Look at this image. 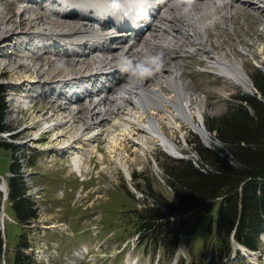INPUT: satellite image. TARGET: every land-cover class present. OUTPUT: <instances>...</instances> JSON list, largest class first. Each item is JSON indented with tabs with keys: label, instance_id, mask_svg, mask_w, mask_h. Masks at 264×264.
I'll use <instances>...</instances> for the list:
<instances>
[{
	"label": "rangeland",
	"instance_id": "374dc122",
	"mask_svg": "<svg viewBox=\"0 0 264 264\" xmlns=\"http://www.w3.org/2000/svg\"><path fill=\"white\" fill-rule=\"evenodd\" d=\"M20 3V0H0V8L4 7L6 11L0 12L3 15L0 16V33H3L1 31H4L9 22L6 19H16V31H22L25 36L29 35L28 32L32 29L43 26V21L44 26L48 25L49 19L39 20L35 24L29 23L28 18L21 19L23 12L21 7L27 2L18 5ZM238 5L237 15L235 14L233 18H219L215 26L207 27L210 33L208 39L214 43V50L220 53L219 55L222 54L220 51L223 50L222 47H225L228 59L242 65L255 86L253 75L259 70L264 71V10L254 9L248 3ZM31 13L27 16H31ZM21 39L17 37L16 43ZM186 40L184 37L180 39L184 43H187ZM11 41L5 40L0 46L2 55L0 83L6 86L10 103L7 123L15 137L17 145L15 150L23 149L27 153L39 151L41 157L32 155L26 161L24 155H19L20 151L13 153L12 148L0 146V175L6 179L8 175H13L12 162L21 157V166H16L22 168L28 189L27 195L33 198L38 215L37 218L20 225L7 202L6 212L9 216H5L7 243L5 258L9 261L14 260L16 250L20 247V239L25 235V240L29 244L22 247L27 254H32L34 264H264V239L261 240L257 252L253 254L248 252L247 255L234 258L232 254L224 261L221 258L216 260L211 258L213 248L211 242L208 238L204 242L199 234L191 236L188 241L183 240L176 254L167 253L164 249L154 250L153 246L145 244L137 245L139 222L136 218V209H142L147 201L151 202V195L161 194L169 200H176L163 163L168 162L171 157L178 156L164 149L159 144L160 141L152 137L147 140L151 147L145 150L133 144L134 142H127L128 164L131 170L128 176L117 162L116 155H112L107 149V139L101 138L97 141V150L93 151L94 171L87 174L85 180L79 179L68 154L51 149L50 145L56 142V135L50 131L45 132L46 123L40 119L44 114L51 115L50 118L54 121L61 117L55 112L56 109H52L56 102L58 103V99L45 98L44 93L36 92L39 91V86H45L43 83L53 82V78L47 79V76L58 71L56 66L65 65L58 71L60 74L67 70L66 66L69 63L53 61L48 65L42 64L41 59H24L25 57L20 55L21 52L13 50ZM217 43L223 44L219 46ZM188 46L195 48L197 54L189 52L183 57L182 79L191 93L195 91L191 106L193 110L198 108L202 110L205 125L211 132L210 139H205L201 133L179 118H172L167 111L163 113L164 117L162 114L161 121L164 130L177 142L182 155L194 157L198 163V155L192 147V141L200 140L206 145L218 143L215 132L207 126V120L221 116L232 103L238 101L237 94L253 95L256 92L250 90L252 86L246 87L237 80L222 75L219 68L212 67L211 63L202 60L205 53L197 45ZM153 50L155 52L149 53L151 56L159 55L156 52L160 50L159 48ZM187 50L193 51L190 48ZM23 59L26 64L19 65ZM37 62L42 64L45 74L39 78L34 76L38 80V84L35 85L34 81L29 80L33 77L29 65ZM31 86H35V89L31 92L26 91V88L30 89ZM23 90L24 93L27 92L26 96L30 101L17 103L15 95ZM164 90L169 92L168 88ZM257 95L260 96V93ZM48 153L51 155L42 156ZM87 154L88 151H85L83 158L86 159ZM126 244V249L119 253ZM85 249L92 253L91 261L78 258L77 251ZM3 264H6L5 260Z\"/></svg>",
	"mask_w": 264,
	"mask_h": 264
},
{
	"label": "bare ground",
	"instance_id": "6f19581e",
	"mask_svg": "<svg viewBox=\"0 0 264 264\" xmlns=\"http://www.w3.org/2000/svg\"><path fill=\"white\" fill-rule=\"evenodd\" d=\"M93 1L99 5L95 14L99 17H105L104 15L111 13L117 7L124 11L130 0ZM23 2H27V4L21 7L23 9L21 19L28 18L31 24L45 19L46 16L43 14L31 13L35 10L32 3L36 1L23 0ZM239 3H248L254 9L264 10V0H167L160 5L159 10L153 15V19L147 22L148 29L145 32L135 34L137 40L124 56L120 57L117 51L119 46H114L111 48L112 52L110 54L102 56L100 59L95 58L94 61L90 59L87 61L68 59L70 65L73 66L71 69L76 71H81L90 64L91 67H96L101 71L106 68H113L117 71L115 67L126 69L124 72L120 71L117 75L120 81L117 89L109 95H104L99 102L78 103L71 108L69 104L63 105L55 101L56 105L52 109H56L55 112L61 117L56 118V121L51 120V115L44 114L43 117H40L46 123L44 131H50L56 135V142L50 145L51 149L56 152L68 153V156L72 158V161L70 160L71 164L75 168H79L83 161L84 152L88 151L90 153L97 150V141L105 138L107 139V149L112 155H116L117 162L130 176L127 142H134L133 144L145 150V148L149 149L151 147L147 140L152 137L160 141L159 144L172 154L181 152L177 142L163 128L161 116L166 111L172 118H179L182 122L191 125L195 131L201 133L205 139H210L211 133L205 125L202 110L200 108L193 110L191 106L195 91L192 90L193 93H191V90L186 87V83L182 79L184 72L182 59L189 52L197 54L195 48L193 51L187 50L189 44L192 47L197 45L205 53V58L203 56L202 60L211 63L212 67L219 68L222 75L235 79L250 88L252 86L251 79L242 65L228 59L225 47H222L223 50H220L222 54L219 55L220 53L218 54L214 50V43L208 39L210 33L207 27L215 26L219 18H233L238 11L236 9ZM239 9L241 10V8ZM71 12V10L66 9L62 15L66 17ZM29 13H31V16H27ZM248 13L249 11H247ZM260 13L262 12L260 11ZM0 16L3 15L0 13ZM58 18L61 19H58L59 22L56 24L53 19L47 21L48 25L44 26V23H42L44 28L52 29L57 35L61 34L74 39L81 36L84 31L89 30L87 27L78 25L75 19L63 20L64 17ZM6 20L9 22L4 31H1L3 33H0L2 38L0 46L5 40H12L11 42H14L16 47L19 45L16 43L17 37L22 38L25 35L22 31H16V19ZM182 37L187 39V43L180 41ZM21 40L19 43L23 44V40ZM222 44L217 43L216 45L220 46ZM153 48L160 49L156 51L159 55L152 54L153 56H151L149 54L152 51L155 52ZM0 56L2 55L0 54ZM24 59L19 65L26 64ZM97 60L99 64L95 62ZM50 61L53 63V60ZM92 62H95L94 66ZM29 66L33 72V77H30L29 80L34 81L35 83H33L36 85L38 80L34 76L39 78L45 74L44 69L42 64H38V62ZM56 67L58 71L62 69L61 65ZM58 71L51 73V76H55ZM102 74L98 73L97 75ZM43 84L48 85L50 82ZM45 88V86H39V91L36 92L42 94L46 91ZM164 88H168L169 92H166ZM33 89H35V86H31L30 89L27 87L26 91L31 92ZM24 91L15 95L16 98L14 99L17 103L30 101L26 96L27 92L24 93ZM44 97L54 99L51 95H45ZM171 107L173 108L171 109ZM9 134L10 132H7L5 135L9 136ZM49 155L51 153L46 156Z\"/></svg>",
	"mask_w": 264,
	"mask_h": 264
},
{
	"label": "trees",
	"instance_id": "16d2710c",
	"mask_svg": "<svg viewBox=\"0 0 264 264\" xmlns=\"http://www.w3.org/2000/svg\"><path fill=\"white\" fill-rule=\"evenodd\" d=\"M253 79L261 97L258 93H239L238 101L221 116L207 120L218 143L192 141L198 163L194 157H171L163 163L176 200L151 195V202L136 209L141 244L174 254L183 239L188 241L199 234L204 242L210 240L212 258L223 259L233 251L235 230L238 242L251 249L259 247L264 231V71H257ZM7 91L0 83V146L25 156L24 150H15L14 141L2 136L12 130L7 123ZM12 164L14 174L8 177L7 202L23 225L37 218V209L33 198L27 195L22 168L18 167L21 160L16 158ZM1 204L0 191V210ZM25 237L20 239L14 260L6 258L7 264H34L32 254L23 250L22 246L29 244ZM5 252L0 229V264Z\"/></svg>",
	"mask_w": 264,
	"mask_h": 264
},
{
	"label": "water",
	"instance_id": "95a60500",
	"mask_svg": "<svg viewBox=\"0 0 264 264\" xmlns=\"http://www.w3.org/2000/svg\"><path fill=\"white\" fill-rule=\"evenodd\" d=\"M259 97H260V96H259ZM209 132H210V131H209ZM210 133H211V132H210ZM175 155H176V156H181V157L183 156L181 153H176Z\"/></svg>",
	"mask_w": 264,
	"mask_h": 264
},
{
	"label": "built area",
	"instance_id": "2783aa9c",
	"mask_svg": "<svg viewBox=\"0 0 264 264\" xmlns=\"http://www.w3.org/2000/svg\"><path fill=\"white\" fill-rule=\"evenodd\" d=\"M7 136V135H6Z\"/></svg>",
	"mask_w": 264,
	"mask_h": 264
}]
</instances>
